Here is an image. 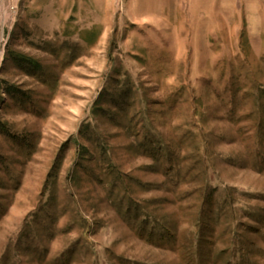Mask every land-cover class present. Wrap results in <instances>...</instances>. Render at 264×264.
Segmentation results:
<instances>
[{
	"label": "rangeland",
	"instance_id": "374dc122",
	"mask_svg": "<svg viewBox=\"0 0 264 264\" xmlns=\"http://www.w3.org/2000/svg\"><path fill=\"white\" fill-rule=\"evenodd\" d=\"M0 264H264V0H0Z\"/></svg>",
	"mask_w": 264,
	"mask_h": 264
}]
</instances>
